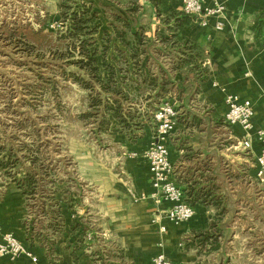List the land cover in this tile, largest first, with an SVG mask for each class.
Instances as JSON below:
<instances>
[{"label":"crops","instance_id":"0c3cea01","mask_svg":"<svg viewBox=\"0 0 264 264\" xmlns=\"http://www.w3.org/2000/svg\"><path fill=\"white\" fill-rule=\"evenodd\" d=\"M205 6H211L210 0ZM225 6L223 17L208 18L206 27L191 18L189 25L175 32L178 42L190 41L208 55V79L200 84L194 100L176 102L178 116L183 119L168 142L174 179L194 207V218L174 225L165 216L171 204L162 201L158 205L151 198L154 191L145 153L153 143V123L146 122L136 142L117 133L114 140L118 147L133 157L118 162L116 173L107 170L106 176L86 179L100 197L103 233L114 238V251H120L121 258L111 263L153 264L162 254L176 264H264V186L255 178L261 148L255 132L264 128V27L260 33L254 29L264 15V0H230ZM169 10L182 13V1L173 0ZM219 22L222 30L216 29ZM165 29L164 38L172 37L168 26ZM175 80L181 82L183 76L178 74ZM228 95L253 105L250 151L239 144L245 139L240 126L225 128L224 139L215 127L228 112ZM215 200L222 205L214 206ZM63 216L64 232L51 255L31 242L24 199L10 190L0 201L2 234L14 235L37 261L26 256L15 260L5 257L0 258V264H100L95 260L99 256H94L86 243L77 245L79 234L68 208L63 209ZM162 226L166 234L161 232ZM198 234L209 238L201 244L203 237ZM103 257L106 262L107 256Z\"/></svg>","mask_w":264,"mask_h":264},{"label":"rangeland","instance_id":"374dc122","mask_svg":"<svg viewBox=\"0 0 264 264\" xmlns=\"http://www.w3.org/2000/svg\"><path fill=\"white\" fill-rule=\"evenodd\" d=\"M118 2L123 6L129 0H0V143L10 147L14 145L22 156L35 157L36 153H42L49 159L44 162L45 169L40 168L43 165L41 163L35 167L26 162L18 178L24 175L25 170L32 171L34 168H40L39 172L43 174L46 171L56 173L46 181L48 189H59L57 200L61 202L62 209L68 208L73 216V225L78 223L81 227L78 229L77 245L86 243L91 253L99 256L100 264H114L116 258L120 259L121 256L118 255L120 251H114V238L106 237L103 233L100 197L95 186L86 179L106 176L107 170L118 172L117 163L133 155L124 153L118 147L114 135L125 134L130 142H136L146 122L153 123L154 118L139 115L136 122H140L143 128L132 131V136L127 130L121 129L115 120L109 132L100 134L92 118H83L88 111V92L75 83L71 75H63L57 65H45L42 61L48 62L56 52L65 53L72 45L74 40L68 35H65L67 38L64 41L61 40V35L67 31L63 21L70 18L63 15H71L73 10L84 5L94 4V10L101 13L104 26L95 36L98 41L96 48L101 50L105 44L104 32L113 33L106 20L108 8L103 5H110L114 11ZM140 3L145 8L141 20L143 26L154 31L160 30V36L164 37L166 14L158 17L148 4L144 1ZM27 25L34 32H38L41 25H44V31L49 33L48 39L53 42L49 46L40 47L31 35L33 47L21 34L15 35L13 31L3 28ZM112 53L114 48L110 50L109 57ZM75 70L74 66L67 68V71ZM53 81L57 83L54 85ZM144 95L138 88L131 86L130 96L138 98L137 107L145 105L141 101ZM168 101L177 107L175 101ZM179 119H183L180 114L177 123ZM217 125L215 127L221 131L220 138L224 139L223 133L229 125L224 120ZM52 181H56L55 186L50 184ZM10 190L20 193L16 184L0 168V201L5 200ZM65 192H68L67 197ZM23 199L25 220L32 223L34 217L28 215L26 199ZM103 254L108 258L106 262L100 257Z\"/></svg>","mask_w":264,"mask_h":264},{"label":"trees","instance_id":"16d2710c","mask_svg":"<svg viewBox=\"0 0 264 264\" xmlns=\"http://www.w3.org/2000/svg\"><path fill=\"white\" fill-rule=\"evenodd\" d=\"M141 1H145L158 17L166 14L164 24L173 32L172 37H161L158 32L143 26L141 20L145 8ZM172 1L129 0L123 6L118 2L114 11L110 5H103L108 8L106 20L113 33L104 32L105 44L101 50L96 48L98 41L95 36L104 23L101 21V13L94 10V4L73 10L71 15H63L70 18L63 21L67 31L61 35V40L64 41L67 38L65 35H68L74 41L65 53L51 52L52 59L42 63L57 65L63 75H71L74 82L88 92V111L83 118H92L100 134L109 132L112 121L115 120L121 129L127 130L132 136V131L143 128L140 122H136L139 115L153 119L154 113L168 100H194L200 92V84L208 79V55L190 41L180 43L175 39L176 30L189 25L191 17L176 11L169 12ZM263 27L264 15L258 19L254 29L260 33ZM3 28L13 31L15 35L21 34L33 47L31 35L36 38V44L39 42L40 47L49 46L53 42L48 39L49 33L44 31V25H41L38 32H34L29 25ZM112 48L114 53L109 57ZM71 66L76 70L67 71ZM178 74L183 76L181 82L175 80ZM53 83L55 85L57 82ZM131 86L145 94L141 100L145 104L143 107H137L138 98L136 100L130 96ZM47 160L49 159L42 153H36L35 157L22 156L14 145L10 147L0 143V168L16 184L20 194L26 199L28 215L35 220L32 223L29 220L26 222L31 242L38 243L52 253L56 240L64 232L65 219L62 204L57 200L59 189H48L46 183L56 173L39 172L40 168L45 169L44 162ZM26 162L35 167L38 163L43 165L39 170H25L24 175L18 178L20 169L26 166ZM50 184L55 186L56 181ZM67 193L65 192L66 197ZM220 205L222 201H214V206ZM80 228L78 223L74 225L76 232ZM197 236L203 237L201 244L209 238V235L204 234ZM93 255L96 256L95 253ZM101 258L105 260L103 256Z\"/></svg>","mask_w":264,"mask_h":264},{"label":"built area","instance_id":"2783aa9c","mask_svg":"<svg viewBox=\"0 0 264 264\" xmlns=\"http://www.w3.org/2000/svg\"><path fill=\"white\" fill-rule=\"evenodd\" d=\"M182 13L196 21L202 27L207 26V19L210 17L222 18L226 10V2L230 0H210L211 6L206 7V0H181ZM223 24L219 22L217 30H222ZM262 49L264 50V32L261 38ZM228 112L224 122L229 127L240 126L245 133V139L239 142L245 151L252 150V135L254 132L253 117L254 109L251 101H241L237 95H228L225 99ZM154 138L151 148L146 152L145 157L150 165L151 186L153 194L151 198L156 204L167 201L171 207L166 211L165 216L170 223L181 225L194 218L195 209L192 207L185 196L184 191L179 187L174 179V167L169 158L168 142L176 128L178 111L170 102H165L160 109L154 113ZM257 141L261 144L259 154L256 157L257 182L264 186V128L255 132ZM161 232L166 234V227H161ZM0 258H10L15 260L26 256L34 262L37 259L32 252L26 248L14 235L2 234L0 227ZM153 264H176L166 258L165 255H158L154 258Z\"/></svg>","mask_w":264,"mask_h":264}]
</instances>
